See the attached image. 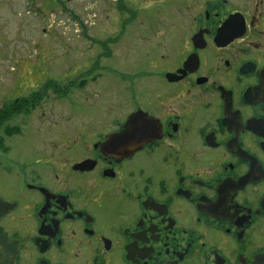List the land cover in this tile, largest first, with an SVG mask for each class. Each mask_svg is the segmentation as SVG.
<instances>
[{"label": "flooded vegetation", "instance_id": "obj_1", "mask_svg": "<svg viewBox=\"0 0 264 264\" xmlns=\"http://www.w3.org/2000/svg\"><path fill=\"white\" fill-rule=\"evenodd\" d=\"M158 7L166 12L152 38L135 34ZM117 8V36L88 38L89 55L70 69L49 62L44 38L6 54L16 63L0 72L8 77L0 128L44 119L59 101L71 112L55 123L59 133L37 134L28 157L0 148L8 257L264 264V0H119ZM10 127L7 137L19 130Z\"/></svg>", "mask_w": 264, "mask_h": 264}, {"label": "rangeland", "instance_id": "obj_2", "mask_svg": "<svg viewBox=\"0 0 264 264\" xmlns=\"http://www.w3.org/2000/svg\"><path fill=\"white\" fill-rule=\"evenodd\" d=\"M117 7L119 0H0V72L9 68L10 63H16L15 59H6L11 48L15 55L29 52L38 38H44L49 47L46 54L50 63L56 64L61 70L70 69L74 61L89 55L88 38L107 40L117 36L116 29L121 24V13ZM164 12L166 11L160 7L152 9L146 14L147 27L139 30L135 28V34L139 32L147 34L146 38H152L151 34L156 31L150 30L152 24L160 23L159 16ZM164 17V25H159V34L164 31L171 16L165 14ZM136 26L144 27V24ZM119 55L117 53L115 56ZM123 63L127 64L126 61ZM110 64L118 67L119 60L111 61ZM12 67L15 71L16 68ZM7 78L0 75V108L1 103L7 102ZM52 106L48 111H52V114L47 113L49 115L44 119L35 116L30 122L20 118L12 125L5 123L0 128V148L13 150V156L28 157L39 146L40 137L37 134L59 133L62 129L56 128L55 123H64L71 112L68 103L61 104L59 101ZM13 125L19 128L18 132H14L15 135L11 137L5 136L6 128H12ZM4 155L6 154L0 151V157ZM2 159L0 158V162ZM3 183L6 184L2 181L0 186H4Z\"/></svg>", "mask_w": 264, "mask_h": 264}, {"label": "water", "instance_id": "obj_3", "mask_svg": "<svg viewBox=\"0 0 264 264\" xmlns=\"http://www.w3.org/2000/svg\"><path fill=\"white\" fill-rule=\"evenodd\" d=\"M0 203H2V202H0ZM1 206V208H2V204H0ZM3 209H4V207H3ZM6 210V209H5ZM0 245L5 249L4 250V252H5V255H7V258H5L4 260H3V263L4 264H14V258L13 259H10L8 256V254H10L9 253V241L5 238V236H3L2 237V240H1V242H0ZM7 252H8V254H7ZM0 257H1V255H0ZM2 258V257H1ZM1 262V261H0Z\"/></svg>", "mask_w": 264, "mask_h": 264}]
</instances>
